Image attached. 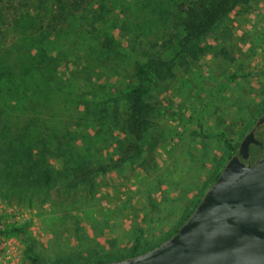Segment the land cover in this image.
<instances>
[{"label":"rangeland","instance_id":"rangeland-1","mask_svg":"<svg viewBox=\"0 0 264 264\" xmlns=\"http://www.w3.org/2000/svg\"><path fill=\"white\" fill-rule=\"evenodd\" d=\"M182 1L186 0H103L102 8L94 4L96 31L109 51L101 45L92 48L95 41H89L76 23L66 34L71 40L63 41L62 32L52 36L54 31L42 39V31L29 30L32 14L25 10L0 30V63L7 59L3 65L14 76L21 78L39 48L49 56L69 59L55 61L44 79L26 74L15 96L0 94L4 138L21 135L25 143L38 138L43 128L52 131L51 137L68 127L92 145L87 155V142L78 140V161L89 156L92 171L103 167L92 173L93 189L88 183L70 191L55 185L26 197L15 180L0 178V201L18 214L7 231L22 250L17 264H91L159 242L224 170L232 146L263 110L264 0H246L209 31L204 57L178 64L140 96L141 104L152 107L144 123L122 128L110 117L99 118L101 113L98 122L93 120L108 95L126 96L139 82L150 85L149 79L133 74L134 48L154 31L159 35L154 49L168 59L172 53L160 46L166 37L162 31H170ZM221 48L231 58L218 55ZM80 50L92 60L86 70L95 94L90 111L75 97L88 89L79 88L83 63H72ZM9 81L0 78L3 92ZM50 162L60 166L59 160Z\"/></svg>","mask_w":264,"mask_h":264},{"label":"trees","instance_id":"trees-1","mask_svg":"<svg viewBox=\"0 0 264 264\" xmlns=\"http://www.w3.org/2000/svg\"><path fill=\"white\" fill-rule=\"evenodd\" d=\"M102 1L0 0V30L7 27L10 23H14L13 16L15 13L25 10V12L29 11L32 14L29 30L42 31L40 37L42 39L48 33L54 31L52 36L56 37L59 32H62V35H64V39L61 37L63 41L71 40V37L66 34L71 26H73V23H76L79 27L78 30L82 29L86 37L89 38V41H95L92 48L95 49L96 45H101L102 48L104 47L106 51H109L110 47L104 45L103 39L97 34L94 23L96 20L95 13L92 10L94 4L100 7ZM245 1L186 0L180 2L176 13L173 15L172 30L170 29L168 32L162 31V35H166V37L160 46L169 49V54L172 53L169 58L162 59L161 54L154 49L159 38V35H156L157 32L154 33V31L151 33L148 41H145L144 44L139 43L134 48L137 57L132 61L133 74L138 79H149L150 85L139 82L129 87L126 96L123 93L119 94L120 97L108 95L100 103L99 111L93 117V120L97 121V116L101 113L99 118L110 117L112 120L114 119L116 122H119L118 125L120 124L122 128L124 124L130 123V125L136 126L138 123H144L152 107L147 104H141L140 96L152 87H156L161 79L167 78L178 64H185L187 61L197 62V59L204 57L209 48L205 43V38L209 31L218 22H221L230 10ZM80 51V53L74 55L72 63L75 66L77 62L83 63L82 68L78 69V72L83 71L85 76L81 77L83 84H80L79 88L85 86L88 89L86 92L79 91L77 94L75 93V97L78 96L80 100L77 103L81 104L85 111H90L91 98H94L95 94L89 89L91 78L87 76L89 72L86 70H90L89 64L92 60L85 51V53L82 50ZM221 51H223V54L220 53ZM217 54L227 59L231 58L229 52L225 51L224 48H221ZM33 56L30 67L22 71L21 78L17 77V75L14 76L10 67L3 65L7 59L1 58L0 66L3 71H0V78L5 80H9L10 78L9 83L4 84V92L0 87V94L2 96L12 94L15 96L17 91H19V87L24 85V76L26 74H37L44 79L46 72L51 68L54 69L55 61L57 62L59 58L65 62L69 60L66 56H49L43 48H39ZM1 82L5 83V81ZM69 92L67 94H70ZM2 115L3 111L0 108V136H3L0 138V178L4 182L6 180H15L17 185L20 186L23 197L34 192L33 190L46 192L47 189L55 185L61 191L74 190L81 184L86 183H88L90 189L94 188L93 181L96 175L92 173L102 172L103 167L98 165L92 171L94 167L90 165L89 156H82L84 157L83 161H78L80 158L78 154L80 148L78 140L80 141V138L75 135V130L64 127L63 133L60 135L54 133L50 137L52 135L50 132L52 131L48 128H43L38 138L29 139L28 142L23 143L21 135H16L12 139L4 138L3 128L5 127V123ZM24 129H26V126ZM24 134L26 133H22V135ZM80 142H87L84 153L90 155V146H92L90 141L81 139ZM236 145L237 143L232 146L231 153L234 152ZM51 159L59 160L60 166H53L50 162ZM79 173L83 174L79 175ZM176 229L177 227L159 242L171 235ZM152 246L139 251H131L122 257L135 255ZM114 259L117 258L108 260ZM96 262L101 261H95L94 263Z\"/></svg>","mask_w":264,"mask_h":264},{"label":"water","instance_id":"water-1","mask_svg":"<svg viewBox=\"0 0 264 264\" xmlns=\"http://www.w3.org/2000/svg\"><path fill=\"white\" fill-rule=\"evenodd\" d=\"M91 264H264V108L171 235Z\"/></svg>","mask_w":264,"mask_h":264},{"label":"built area","instance_id":"built-area-1","mask_svg":"<svg viewBox=\"0 0 264 264\" xmlns=\"http://www.w3.org/2000/svg\"><path fill=\"white\" fill-rule=\"evenodd\" d=\"M18 214L0 201V264H17L21 260V247L7 231L11 229Z\"/></svg>","mask_w":264,"mask_h":264}]
</instances>
